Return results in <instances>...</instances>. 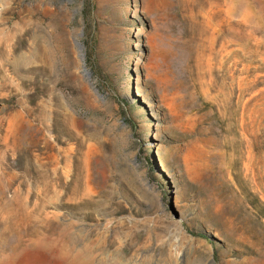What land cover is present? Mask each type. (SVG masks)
I'll use <instances>...</instances> for the list:
<instances>
[{
	"label": "rangeland",
	"instance_id": "1",
	"mask_svg": "<svg viewBox=\"0 0 264 264\" xmlns=\"http://www.w3.org/2000/svg\"><path fill=\"white\" fill-rule=\"evenodd\" d=\"M0 264H264V0H0Z\"/></svg>",
	"mask_w": 264,
	"mask_h": 264
},
{
	"label": "water",
	"instance_id": "2",
	"mask_svg": "<svg viewBox=\"0 0 264 264\" xmlns=\"http://www.w3.org/2000/svg\"><path fill=\"white\" fill-rule=\"evenodd\" d=\"M79 47L80 48H82V46L81 45H79ZM83 67V71L85 70V67H84V65L82 66ZM87 78H89L90 77V74H87V76H86Z\"/></svg>",
	"mask_w": 264,
	"mask_h": 264
},
{
	"label": "bare ground",
	"instance_id": "3",
	"mask_svg": "<svg viewBox=\"0 0 264 264\" xmlns=\"http://www.w3.org/2000/svg\"><path fill=\"white\" fill-rule=\"evenodd\" d=\"M19 62H20V61H19ZM86 73L89 74L87 70H86Z\"/></svg>",
	"mask_w": 264,
	"mask_h": 264
}]
</instances>
